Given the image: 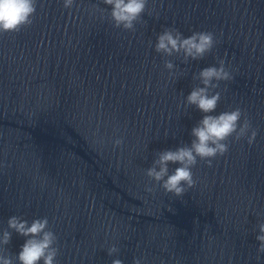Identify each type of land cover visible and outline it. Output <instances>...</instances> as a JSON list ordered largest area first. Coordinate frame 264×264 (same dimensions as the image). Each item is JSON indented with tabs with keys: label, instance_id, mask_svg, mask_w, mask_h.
Instances as JSON below:
<instances>
[{
	"label": "clouds",
	"instance_id": "9594fccd",
	"mask_svg": "<svg viewBox=\"0 0 264 264\" xmlns=\"http://www.w3.org/2000/svg\"><path fill=\"white\" fill-rule=\"evenodd\" d=\"M38 0H0V35L5 33H19L30 27L35 20ZM110 7L90 5V15L99 13L101 19L108 20L112 27L127 32H135L137 24H146L143 16L148 9L149 0H102ZM75 0H63L65 9H72ZM218 43L216 34L212 31H193L185 37L177 28L166 27L156 37L154 50L162 57L182 56V62L200 60L213 52ZM151 46V41L149 42ZM164 68L168 70L169 79L177 78L178 66L170 59H164ZM182 74V73H181ZM199 81L190 94L182 101L187 109L195 107L203 115L191 129L190 144H182L173 149L157 151L151 166L145 170L148 183L145 191L154 193L156 187L163 189L166 194L176 198L183 196L192 189L196 180L193 168L200 161L212 167L213 160L226 155L232 143L246 141L253 145L258 135V129L253 126L247 112L239 106L213 114L221 101V91H217L220 82L234 80L233 70L226 64L224 58L217 57L216 65L204 67L192 76ZM202 85V86H201ZM181 105H178L180 107ZM99 130L93 132L100 144L105 140L98 135ZM113 148H120L124 143L122 136L111 140ZM178 165L170 171L169 165ZM259 234L256 258L259 260L264 254V222L257 225ZM13 233L24 238L18 254H13L7 246ZM120 249L111 245L107 249L109 256L119 253ZM60 248L58 237L45 216L35 218L31 222L13 215L7 220V228L0 230V264H58ZM112 264H123L121 259H113ZM133 264H145L143 256L134 258Z\"/></svg>",
	"mask_w": 264,
	"mask_h": 264
}]
</instances>
